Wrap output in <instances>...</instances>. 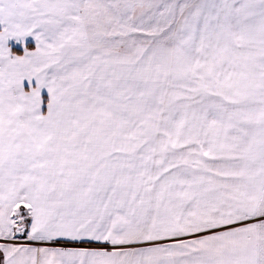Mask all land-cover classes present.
Returning a JSON list of instances; mask_svg holds the SVG:
<instances>
[{"label":"snow or ice","instance_id":"1","mask_svg":"<svg viewBox=\"0 0 264 264\" xmlns=\"http://www.w3.org/2000/svg\"><path fill=\"white\" fill-rule=\"evenodd\" d=\"M0 264H264V0H0Z\"/></svg>","mask_w":264,"mask_h":264}]
</instances>
